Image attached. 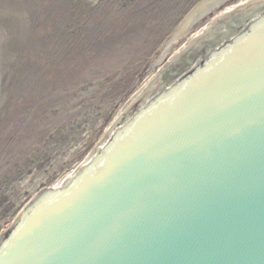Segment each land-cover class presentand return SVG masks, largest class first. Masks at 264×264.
<instances>
[{
  "label": "water",
  "instance_id": "1",
  "mask_svg": "<svg viewBox=\"0 0 264 264\" xmlns=\"http://www.w3.org/2000/svg\"><path fill=\"white\" fill-rule=\"evenodd\" d=\"M0 264H264V0L207 1Z\"/></svg>",
  "mask_w": 264,
  "mask_h": 264
},
{
  "label": "rangeland",
  "instance_id": "2",
  "mask_svg": "<svg viewBox=\"0 0 264 264\" xmlns=\"http://www.w3.org/2000/svg\"><path fill=\"white\" fill-rule=\"evenodd\" d=\"M200 1L0 0V231L83 160Z\"/></svg>",
  "mask_w": 264,
  "mask_h": 264
},
{
  "label": "bare ground",
  "instance_id": "3",
  "mask_svg": "<svg viewBox=\"0 0 264 264\" xmlns=\"http://www.w3.org/2000/svg\"><path fill=\"white\" fill-rule=\"evenodd\" d=\"M209 0H202L198 2L182 19V21L177 25L175 30L171 33L169 38L162 44V46L159 49V53L153 58L150 68L157 67L161 61L164 59V57L169 52L170 48L176 43V41L179 39V37L182 35V33L185 31V29L188 27V25L191 23V21L194 19V17L197 15V13L200 11V9L203 7V5ZM155 67V68H156ZM70 174V172L65 176L67 177ZM63 177V179L65 178ZM62 179V180H63ZM61 180V181H62ZM59 181V180H58ZM61 181L56 182L53 186L59 184Z\"/></svg>",
  "mask_w": 264,
  "mask_h": 264
}]
</instances>
